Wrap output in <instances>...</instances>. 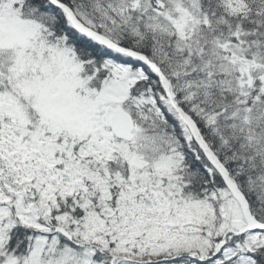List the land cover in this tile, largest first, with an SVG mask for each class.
Returning a JSON list of instances; mask_svg holds the SVG:
<instances>
[{"label": "snow or ice", "instance_id": "6c2138e0", "mask_svg": "<svg viewBox=\"0 0 264 264\" xmlns=\"http://www.w3.org/2000/svg\"><path fill=\"white\" fill-rule=\"evenodd\" d=\"M0 264H264V0H0Z\"/></svg>", "mask_w": 264, "mask_h": 264}]
</instances>
